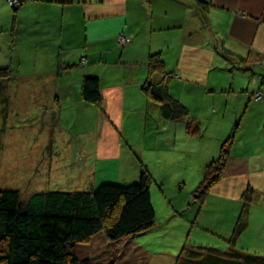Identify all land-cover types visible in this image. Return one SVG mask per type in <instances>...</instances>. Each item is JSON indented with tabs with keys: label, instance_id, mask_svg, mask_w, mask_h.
<instances>
[{
	"label": "crops",
	"instance_id": "obj_1",
	"mask_svg": "<svg viewBox=\"0 0 264 264\" xmlns=\"http://www.w3.org/2000/svg\"><path fill=\"white\" fill-rule=\"evenodd\" d=\"M200 1L208 3L206 10ZM119 35L130 41L120 43ZM156 53L166 72L151 76L149 60ZM8 66L10 78L0 84L29 81L22 91L38 95L51 124L63 125L64 116L46 112L77 111L79 124L99 137L98 158L119 159L122 182L136 181L145 169L152 185L157 178L145 166L147 144L163 143L159 157L168 159L189 138L212 143L197 164L204 180L206 166L230 138L222 177L203 202L194 201L202 180L192 194L178 187L172 198L184 197L183 205L169 200V213L197 237L199 231L215 234L225 251L264 257V0H26L16 8L0 0V67ZM252 72L258 79L249 84ZM86 76L99 79L98 105L82 98ZM149 77L167 90L173 102L168 112L184 111L181 117L162 116V104L144 91ZM234 79L236 85L229 84ZM258 92L263 99L256 101ZM251 107L261 115L254 110L248 119ZM152 118L156 126L148 133ZM200 119L208 129H200ZM135 141L140 162L128 147ZM120 158L134 169H121ZM241 221L246 227L236 236ZM100 236L106 239L97 235L91 243ZM91 243L82 247L93 248ZM208 243L206 248L220 247Z\"/></svg>",
	"mask_w": 264,
	"mask_h": 264
},
{
	"label": "rangeland",
	"instance_id": "obj_2",
	"mask_svg": "<svg viewBox=\"0 0 264 264\" xmlns=\"http://www.w3.org/2000/svg\"><path fill=\"white\" fill-rule=\"evenodd\" d=\"M7 1L11 7L16 8L26 0ZM127 40L124 35H119L120 43L130 41ZM150 63L151 57L149 68ZM84 64L85 61H82V65ZM229 75H233L232 69ZM260 76L261 74L259 78ZM257 79L258 75L252 72L248 82L254 83ZM30 82L32 83L33 79ZM232 82L236 85L235 79L230 80L229 84ZM28 83L29 81L11 85L10 82V86L7 82L0 84V190H18L23 201H27L34 194L42 192L86 191L107 182L129 185L139 179L120 181V174L117 176L120 169L119 159L98 158L99 137L93 133L92 127L79 124L77 111H45L48 117L54 113L56 116L63 114V125L58 123L57 126L45 120L42 109L37 105L38 95L22 91L21 86L26 88ZM254 94L253 99L256 101L263 99L261 92ZM254 110L261 115L262 110L251 107L246 114L248 119ZM245 111L246 109L243 110ZM153 121L152 126H147L148 133L156 126L152 118L151 123ZM199 123L202 131L208 129L209 124H205L207 122L204 119H200ZM210 131L215 132V127L211 125ZM211 145L209 139H185L178 143L177 147L174 146L167 155L168 159H165L159 157L160 153L164 152H161L164 150L163 143L155 141L153 144H147L144 154L145 166H149L157 178L151 185L152 202L156 211L155 225L147 233L135 238L112 243L100 236L90 242V246L95 245L93 248L74 246L73 251L78 260L88 259L91 264H175L185 247H206L211 241L220 246L211 247V244V248L225 251L215 234L199 231L201 236L197 237L190 232L191 227L187 228L180 216L170 214L168 208L169 200L176 207L180 203V207L183 205L184 197L172 198L178 187H183V194H192L193 188L202 182L203 174L201 169H197V164L201 161L203 148ZM136 146L138 148L140 143L135 141L128 145L129 151L137 162H140L138 153H134ZM120 160L121 169H134L132 164L127 163L126 158ZM153 162L158 163V168ZM222 170L219 172V179L222 177ZM198 195L199 193L195 192L194 201H199Z\"/></svg>",
	"mask_w": 264,
	"mask_h": 264
},
{
	"label": "trees",
	"instance_id": "obj_3",
	"mask_svg": "<svg viewBox=\"0 0 264 264\" xmlns=\"http://www.w3.org/2000/svg\"><path fill=\"white\" fill-rule=\"evenodd\" d=\"M56 1L67 3L73 0ZM200 5L206 10L208 3L200 1ZM11 70V66L0 67V80H8ZM150 71L151 76L165 74V63L160 54L151 55ZM151 79L149 77L144 91L152 100L162 104V116H172L174 120L181 117L184 111L174 115L168 112L173 102L167 90L151 85ZM81 95L86 103H100L103 94L99 80L86 76ZM43 112L44 109V115ZM229 141L230 138L221 155L205 169L204 180L196 191L200 203L208 188L219 179ZM150 186L151 176L142 169L139 179L129 185L107 182L86 191L42 192L27 201H23L18 190H0V264H91L88 259L78 260L74 246L89 244L97 235H104L112 243L135 238L155 225L156 211ZM245 227L246 223L241 221L236 236ZM175 264H264V257L231 249L222 251L192 246L183 249Z\"/></svg>",
	"mask_w": 264,
	"mask_h": 264
},
{
	"label": "bare ground",
	"instance_id": "obj_4",
	"mask_svg": "<svg viewBox=\"0 0 264 264\" xmlns=\"http://www.w3.org/2000/svg\"><path fill=\"white\" fill-rule=\"evenodd\" d=\"M256 95H257V93H256Z\"/></svg>",
	"mask_w": 264,
	"mask_h": 264
},
{
	"label": "built area",
	"instance_id": "obj_5",
	"mask_svg": "<svg viewBox=\"0 0 264 264\" xmlns=\"http://www.w3.org/2000/svg\"><path fill=\"white\" fill-rule=\"evenodd\" d=\"M259 98H260V97H259ZM259 98H258V99H259Z\"/></svg>",
	"mask_w": 264,
	"mask_h": 264
}]
</instances>
